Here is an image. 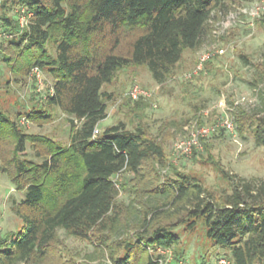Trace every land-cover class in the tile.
Masks as SVG:
<instances>
[{
    "label": "trees",
    "instance_id": "obj_1",
    "mask_svg": "<svg viewBox=\"0 0 264 264\" xmlns=\"http://www.w3.org/2000/svg\"><path fill=\"white\" fill-rule=\"evenodd\" d=\"M232 2L0 0V30L10 36L0 42V63L15 76L37 67L52 80L45 102L15 118L0 103V174L23 194L10 206L20 228H0V264H44L59 231L103 250L110 264H159L157 251L180 243L174 230L193 233L198 221L231 264H264V179L221 171L229 192L217 198L196 177L176 170L162 176V145L141 125L101 126L111 100L103 87L119 71L143 65L163 85L175 76L183 53L200 47L212 14ZM20 7L32 14L23 29ZM255 21L264 28V14ZM259 101L260 109L241 115L237 129L249 130L255 145L264 147L262 95ZM55 111L66 116L67 145L26 133L19 124L20 118L49 123ZM120 192L144 207L125 238L119 233L129 225L130 206L117 201ZM183 256L174 253L173 264Z\"/></svg>",
    "mask_w": 264,
    "mask_h": 264
},
{
    "label": "rangeland",
    "instance_id": "obj_2",
    "mask_svg": "<svg viewBox=\"0 0 264 264\" xmlns=\"http://www.w3.org/2000/svg\"><path fill=\"white\" fill-rule=\"evenodd\" d=\"M262 1L233 0L227 11L214 12L200 47L196 51H185L175 76L161 86L152 80L149 70L143 65L119 71L112 82L103 87L111 95V100L107 102V118L101 126H110L118 121H124L129 129L141 125L162 145L166 161L162 176H173L172 170L191 175L217 198L229 192L221 171L250 181L264 179V147L255 145L249 130L242 135L237 129L240 116L258 111L259 96L264 97V28L259 29L255 21L260 16L258 8ZM0 36V42L10 38L1 30ZM206 51L212 53L211 58L201 71L193 74L199 56ZM188 73L192 74L190 78H186ZM51 85L52 80L44 71H41L38 83L31 70L25 76H15L0 63V103L12 118L17 112L29 109L34 102H45ZM133 85L148 91L150 97L132 101L127 92ZM243 97L249 102H241ZM54 114L49 123L25 121L21 124L20 118L19 124L26 133L46 135L61 145H67L69 125L66 116L59 111ZM225 118L233 121L235 136L219 129L215 135L203 140L201 148L189 156L173 151L175 141L186 136L190 126H214ZM27 152L33 157L29 145ZM115 180L123 182L121 176ZM14 191L12 183L0 174V226L3 233L16 231L21 225L10 209L11 201H4L3 193L12 194ZM135 198L126 192H120L117 197L123 206H130L129 225L119 233L120 238L132 235L136 220L143 211L144 207ZM174 233L180 243L169 249L171 257L167 264L174 263V253L182 252L181 262L186 264H215L217 257L223 255L206 238L202 221H198L193 233L185 232L182 227L176 228ZM163 258H168V255L163 254ZM44 264L110 263L103 250L97 251V247L88 241L59 231Z\"/></svg>",
    "mask_w": 264,
    "mask_h": 264
},
{
    "label": "built area",
    "instance_id": "obj_3",
    "mask_svg": "<svg viewBox=\"0 0 264 264\" xmlns=\"http://www.w3.org/2000/svg\"><path fill=\"white\" fill-rule=\"evenodd\" d=\"M260 11V14H264V0L261 2L260 7L258 8ZM17 22L20 29H23L28 21L29 18L32 16L31 13H28L25 9V7H20L17 10ZM259 17V15H258ZM1 40V36H0ZM212 53L209 51L201 53V55L198 58V64L193 72V74H196L197 72L201 71L203 68V65L211 58ZM31 75L35 76L37 79V82L40 83L41 81V70L37 67H34L31 69ZM192 76L191 73L186 74V78H190ZM51 92V89L49 90ZM127 96L132 101H137L141 98H149L150 93L143 88H141L138 85H133L129 91L127 92ZM241 102H249L244 97L241 98ZM25 120H21V124H23ZM188 129L189 132L186 136H184L182 139H179L175 141L173 144V151L182 156H189L192 154V152L195 149L201 148V143L203 140L209 138L213 133H216L219 129L224 130L226 133L230 134L231 136H235V127L232 120L224 119L220 124L214 125V126H201V127H194L190 126ZM187 129V130H188ZM162 258L159 259V264H167L170 261L171 253L169 250H158L157 251ZM163 254H167L168 258H163ZM179 264H186L183 262H180ZM215 264H231V262L224 256L220 255L217 257Z\"/></svg>",
    "mask_w": 264,
    "mask_h": 264
},
{
    "label": "crops",
    "instance_id": "obj_4",
    "mask_svg": "<svg viewBox=\"0 0 264 264\" xmlns=\"http://www.w3.org/2000/svg\"><path fill=\"white\" fill-rule=\"evenodd\" d=\"M3 195H4V201H6V200H10V201H12V200H20V199H23V194L22 193H18V192H16V191H14V192H12V194H9V193H3ZM5 204H4V202H3V206H4ZM0 225H1V223H0ZM0 228H1V226H0ZM2 229V228H1Z\"/></svg>",
    "mask_w": 264,
    "mask_h": 264
}]
</instances>
